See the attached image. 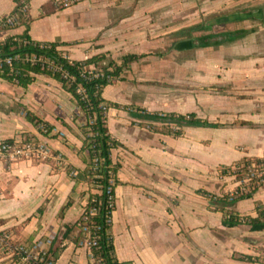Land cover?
<instances>
[{
  "label": "crops",
  "instance_id": "obj_1",
  "mask_svg": "<svg viewBox=\"0 0 264 264\" xmlns=\"http://www.w3.org/2000/svg\"><path fill=\"white\" fill-rule=\"evenodd\" d=\"M63 1L29 0L25 23L7 30L6 37L27 30L33 41L61 44L58 49L70 60L103 54L97 66L120 63L128 54H152L128 65L102 91L103 99L117 105L108 109L106 123L118 143L111 150L117 166L111 216L117 261L264 264V229L224 226V212L207 196L236 188L230 178H219L220 167L264 155L263 7L241 11L250 14L246 18L219 23L217 33L246 32L241 38L180 50L177 43L198 37L197 32L212 33L213 19L222 10L211 14L210 3L225 0H78L67 7ZM14 7V0H0V19ZM198 12L203 17L196 19ZM200 25L206 29L199 30ZM229 25L233 28L225 27ZM197 50L201 53L195 56ZM181 57L201 59L196 80L218 89L216 103L202 99L201 107L211 114L217 110L223 119L212 122L218 128L183 126L182 135L174 137L155 129L161 123L146 115L197 113L193 99L188 111L179 109L159 84L170 83V74L182 69ZM33 77L26 88L0 78V142L29 135L47 144L56 158L0 161V230L15 243L51 238L52 245L61 240L54 264H95L76 227L95 192L84 174L88 155L81 150L83 113L57 80L44 74ZM25 110L52 126L47 136L25 119ZM257 203L264 207V185L252 198L225 210L257 217Z\"/></svg>",
  "mask_w": 264,
  "mask_h": 264
},
{
  "label": "trees",
  "instance_id": "obj_2",
  "mask_svg": "<svg viewBox=\"0 0 264 264\" xmlns=\"http://www.w3.org/2000/svg\"><path fill=\"white\" fill-rule=\"evenodd\" d=\"M14 2L15 7L12 13L0 19L1 32L13 29V27L21 23L19 20L26 17L29 1L25 3L27 7H25V11L23 10L24 3L21 0H14ZM8 16H17V24L13 26L6 24ZM248 16L250 14L244 13L237 18H246ZM235 19L216 17L218 23H225ZM201 28L206 29V27L200 25L199 30ZM245 33L243 31L211 33L177 43L176 48L185 50L217 46L233 42L241 38ZM60 45L55 42L33 41L27 30L21 35H10L0 40V78L13 85L26 88L34 81L33 75H48L57 80L63 89L73 97L86 121L85 125L80 128L84 135L81 150L86 151L88 155L84 174L86 181L95 191L90 194L83 214L76 223V227L80 229V235H82L81 227L87 226L90 237L95 238L96 246L91 249L95 264H121L114 255L111 236V216L114 206L112 208L108 207L109 195L114 198L113 187L117 171V166L113 165L111 161V150L118 143L110 136L106 123L108 109L117 107V105L103 99L102 91L107 85L119 80L121 78L120 74L128 65L152 54H128L121 58L120 63L110 61L98 72L88 70L87 67H96L105 58L103 54H96L81 61L70 60L58 49ZM7 59H10V64L6 63ZM146 116L153 121L161 123V126H166L167 124L177 126L178 128L174 131L171 129L165 130V133L172 134L174 137L182 135L181 127L183 126L207 128H218L220 126L219 123H212L198 118L193 112L187 114L155 112ZM24 117L36 126L38 132L44 136H47L52 130L51 125L37 119L27 110L24 111ZM21 137L24 141L32 138L29 135ZM12 141L13 139L5 140V142L9 143ZM218 176L221 179L230 177L233 183L236 184V188L231 193L228 192L220 196L207 195L211 204L216 209L224 212L222 224L226 227L248 224L253 231L263 230L264 207L260 203L255 206L257 217H241L236 213L226 211L225 207L232 206L238 200L252 198L264 185V155L262 157L245 156L230 165L222 166L218 170ZM93 208H97V213H90ZM6 234H8L6 230H0V237ZM66 234H63V237ZM56 239L50 247L53 259L58 256L61 250V240Z\"/></svg>",
  "mask_w": 264,
  "mask_h": 264
},
{
  "label": "rangeland",
  "instance_id": "obj_3",
  "mask_svg": "<svg viewBox=\"0 0 264 264\" xmlns=\"http://www.w3.org/2000/svg\"><path fill=\"white\" fill-rule=\"evenodd\" d=\"M239 1L238 0H225L224 2L220 3L222 6L220 4H219L220 6L216 5V1L215 2L212 1L210 3V5H211L210 12H211V14H214V13H217L215 11L222 10V12H219L222 14L219 17H223V18L229 17L230 19H232V18H237L238 16H240V14L243 15L244 13H240L241 11H243V12L246 10L249 11L250 9L256 8L260 5L264 9V0H239ZM237 2H239V4H236ZM256 5H258V6H256ZM246 14H249V13L247 12ZM200 17H203L202 13L198 12V14L195 15V18L197 19ZM213 20L215 21L214 22L215 24L213 25V27L211 26L210 31L212 33L213 32L217 33L218 31L221 30V26L217 22L216 17ZM213 20H211V21H213ZM25 21H26V17L19 20V22H21V23H25ZM14 24H17V21ZM13 25H10V26H13ZM227 26H225V27L228 29H230V27H232L230 25H229V27H227ZM15 27H13V28H15ZM7 32H8L7 30L2 31V32L0 31V40L6 38ZM197 35L201 36V35H203V33H201L199 31V32H197ZM197 51L198 52L195 54V56L198 54L200 55V53H201L200 50H197ZM157 57H159V56H157ZM164 57H165V55L162 58H164ZM178 59L183 64L182 69H178V70H176L170 74L172 76L170 83L165 82L163 80L159 81V84H160V86H162L163 91L165 92V94L167 96L170 95L172 97V99L177 102L179 109H184V110L188 111L190 107H187L188 108L187 109L186 105H188V103H190L191 99H193L194 102L197 103L198 108H199V110L197 108V113L195 112L197 116H200L201 119H205L207 121L219 122V120L223 119V117H219L220 113L217 114V110H215V112H214L211 108V110L213 111V113L211 114L210 112L207 111V108L204 109L201 107L202 99H208L209 98L211 101L210 103H213L214 101L216 103L217 90H218L217 87H215V86H203L199 80H196L197 74H200V73L195 71V68H196V65L200 64L201 59H199V62H198L197 57H193L192 59H188V60L185 57H181ZM187 61L188 62L193 61L194 64L187 65L188 64ZM106 65H104V66H106ZM104 66L103 65L102 66H96V67L90 66V67H87V69L91 70V71H98L99 72V71H101V69ZM163 76H165V75H163ZM154 82L157 83L158 81L155 80ZM203 97H205V98H203ZM187 113H190V112H185V114H187ZM222 115L224 116V114H222ZM83 117H84V115H83ZM85 123H86V121H85V117H84V121H83L82 126H84ZM173 126H175V125H173ZM158 127L161 128L162 132H165V130H167V129L168 130L171 129L173 131L176 129V127L170 128V125H168V124L166 126H156V129ZM81 133H82V131H81ZM89 135H91V134H89ZM82 137L84 138L83 133H82ZM230 180H232V179L230 178Z\"/></svg>",
  "mask_w": 264,
  "mask_h": 264
},
{
  "label": "built area",
  "instance_id": "obj_4",
  "mask_svg": "<svg viewBox=\"0 0 264 264\" xmlns=\"http://www.w3.org/2000/svg\"><path fill=\"white\" fill-rule=\"evenodd\" d=\"M29 0H21L24 3L23 10L27 8L25 3ZM78 0H65L62 5L67 7ZM26 7V8H25ZM17 21V16H8V25H13ZM1 63V60H0ZM10 64V59L6 60ZM50 158H56L50 147L32 137L28 141L22 138L14 139L12 142H0V161L9 160L12 162L19 161H45ZM60 160V158H57ZM114 206V198L109 195L108 207ZM91 214L97 213V208L90 211ZM82 241L90 249L96 246L95 238L90 237L87 226L81 227ZM52 239L36 240L32 243H15L11 240L9 234L0 237V252L3 255L2 264H54V259L50 253ZM91 259L95 262L91 252ZM96 263V262H95Z\"/></svg>",
  "mask_w": 264,
  "mask_h": 264
}]
</instances>
